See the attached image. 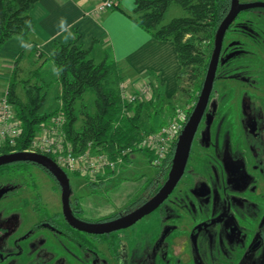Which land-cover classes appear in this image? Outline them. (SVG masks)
<instances>
[{"label":"flooded vegetation","instance_id":"1","mask_svg":"<svg viewBox=\"0 0 264 264\" xmlns=\"http://www.w3.org/2000/svg\"><path fill=\"white\" fill-rule=\"evenodd\" d=\"M263 25L264 8H253L240 12L225 32L183 175L167 199L135 224L101 235L78 231L66 222L62 205L55 211L43 198V168L27 162L0 167L1 180L8 181L0 184V264H264ZM213 48L214 41L211 55ZM169 167L165 176L143 174L117 212L86 220L79 201H69L72 215L88 223L128 215L159 191ZM18 169L30 183L21 182Z\"/></svg>","mask_w":264,"mask_h":264},{"label":"trees","instance_id":"2","mask_svg":"<svg viewBox=\"0 0 264 264\" xmlns=\"http://www.w3.org/2000/svg\"><path fill=\"white\" fill-rule=\"evenodd\" d=\"M38 1L0 0V50L11 39L29 40L34 26L30 12ZM229 7L230 0L135 1V8L129 15L131 20L152 38L172 42L175 47L180 70L176 95L170 100L164 97L159 85L151 84L153 94L150 100L126 105L119 90L125 79L122 68L107 56H92L91 49H84L78 36L67 44L56 45L51 57H45L33 43L30 55L39 60L43 58L42 65L31 71V77L36 81L18 78V67L25 55L22 51L14 61L7 85L9 102L14 107L22 133L16 144L2 148L0 155L30 150L41 124L58 112L65 117L62 129L68 141L78 147L91 143L111 158H116L121 150L132 147L141 133L154 132L167 124L177 108L191 104L185 112L187 122L204 82L215 32ZM172 8L181 9L182 14L166 19ZM47 64L52 65L54 75L51 81L57 85L53 100L60 105L55 109L51 103L48 105L52 83L43 79V66ZM184 76L191 82L189 90L182 85ZM18 85L22 86L23 99L18 94ZM183 92L188 94L185 100L179 97ZM87 98L91 99L88 101ZM161 113H165L166 118ZM135 152L123 157L124 167L132 161L131 156ZM146 156L151 166L149 155ZM172 156L173 151L163 166L156 168L158 171L154 178L166 175ZM45 173L54 180L49 172ZM113 175L114 172L107 173L106 179ZM106 179L86 182L91 187H97ZM77 208L80 207L77 205L72 211ZM111 218L114 216L103 217Z\"/></svg>","mask_w":264,"mask_h":264},{"label":"crops","instance_id":"3","mask_svg":"<svg viewBox=\"0 0 264 264\" xmlns=\"http://www.w3.org/2000/svg\"><path fill=\"white\" fill-rule=\"evenodd\" d=\"M116 9L89 15L100 0H39L30 12L33 30L28 41L9 40L0 50V81L6 80L17 56L24 51L20 64L42 65V59L31 56L33 43L45 57H51L56 45L67 44L79 37L84 49L92 56H107L123 70L124 81L131 85L142 82L159 85L167 100L177 91L180 70L172 42L159 41L140 29L129 17L136 0H117ZM52 68L51 64L43 66ZM7 85L4 89L7 88ZM0 88V94L3 92Z\"/></svg>","mask_w":264,"mask_h":264},{"label":"built area","instance_id":"4","mask_svg":"<svg viewBox=\"0 0 264 264\" xmlns=\"http://www.w3.org/2000/svg\"><path fill=\"white\" fill-rule=\"evenodd\" d=\"M118 5L117 0H100L88 14H101L116 9ZM119 90L126 105L148 101L153 94L152 86L146 82L131 85L124 81L120 84ZM64 123L65 117L62 112L56 113L47 122L42 123L32 148L25 152L51 157L65 173L95 183L100 178L106 179L107 173H115L118 168L124 167L123 157L132 151L148 154L151 166L161 168L186 124V113L177 110L167 124L154 132L141 133L133 146L121 150L116 158L98 151L91 143L84 147L73 145L64 135L62 129ZM21 133V125L13 105L9 102L6 88L0 94V151L4 147H13Z\"/></svg>","mask_w":264,"mask_h":264},{"label":"water","instance_id":"5","mask_svg":"<svg viewBox=\"0 0 264 264\" xmlns=\"http://www.w3.org/2000/svg\"><path fill=\"white\" fill-rule=\"evenodd\" d=\"M253 8H264V3H240L239 0H230L229 11L218 26L214 36L213 52L210 57L204 82L197 102L180 136L178 137L167 179L159 191L139 209L116 220L105 223L83 222L76 219L72 215L69 205L70 186L67 174L50 157L31 152H14L10 154H3L0 155V167L13 163L27 162L35 164L49 172L60 188L63 217L72 228L78 231L93 235H101L109 234L135 224L142 217L157 209L172 193L177 183L181 179L189 156L192 140L204 115L210 94L212 92L225 32L240 12Z\"/></svg>","mask_w":264,"mask_h":264},{"label":"rangeland","instance_id":"6","mask_svg":"<svg viewBox=\"0 0 264 264\" xmlns=\"http://www.w3.org/2000/svg\"><path fill=\"white\" fill-rule=\"evenodd\" d=\"M181 14H182L181 9L172 8L167 13L166 19H171L176 16H180ZM261 52H264V46ZM258 59L261 61V66L264 65V53L258 54ZM37 65L38 64L32 63V61L26 62V64L24 65L19 64L18 78L21 80H27V79L31 80L32 79L31 71L36 69ZM42 72H43V79L49 81H51V79L53 80L52 77L54 75L53 68H49V66H46L45 69L42 70ZM32 81H36V79L33 78ZM51 83L52 84H50L51 85L50 88L52 91L49 96L48 105H50L51 103V107L55 109L60 104L56 100H53V98L55 97L54 92L56 93L55 89L57 85L53 81H51ZM190 84L191 82L189 81L187 76H184L183 84H182L184 89L186 90L191 89ZM6 85H7L6 80L0 81V88H2L1 90H3ZM260 88L262 92V87ZM17 91L19 96L23 99L24 94L21 85H18ZM187 95L188 94L183 92V94L180 95L179 97L182 100H185L187 99ZM256 98L262 100V93H257ZM90 99L91 98L89 99L87 98L88 101ZM189 105L191 104H186L184 105V107H181V109L177 108L176 111L181 110L183 111V113H185L186 109L190 107ZM161 114L162 117L166 118L165 113H161ZM173 116L174 115H172L171 118H173ZM131 160L132 161L127 166L118 168L110 179H106L103 184L97 187H91L87 184V182L84 179L78 178L76 176L67 173L69 186H70L69 200L72 203L74 201H79V203L81 204L82 208L85 211L83 212V214L86 220H94L110 212L119 211L122 208V206L125 204L126 200L129 198V196L133 193L135 188H137L139 184L142 182V180H140V177L143 174L153 178L156 176L158 170L156 168H152L148 164L146 155L144 153L142 152L134 153L131 156ZM20 171L22 170L21 169L17 170V172H19L20 179L22 180L21 182L23 184L30 183V179L28 175L21 174L23 172ZM14 172L16 173V171ZM5 173H10V172H5ZM38 176H39V180L41 181L40 192L43 198L48 201L52 200L54 210L60 211L61 210L60 190L58 188H56L57 190L53 188L52 186L53 182L50 181V178L46 173L38 172ZM1 177L2 175L0 172V184L8 183V181L6 180H1ZM23 178H25V180ZM127 179L130 180V182L133 181V183L132 184L130 182L127 183L128 182ZM28 205L29 203L27 202L26 206Z\"/></svg>","mask_w":264,"mask_h":264}]
</instances>
